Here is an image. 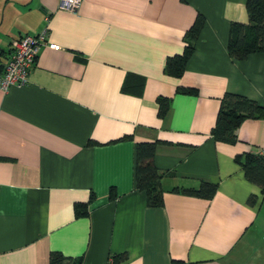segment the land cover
<instances>
[{"label": "crops", "instance_id": "1", "mask_svg": "<svg viewBox=\"0 0 264 264\" xmlns=\"http://www.w3.org/2000/svg\"><path fill=\"white\" fill-rule=\"evenodd\" d=\"M245 2L0 0V75L22 35L46 27L60 44L41 47L27 83L0 87V264H49L52 250L85 264L117 252L118 264H264V189L235 158L264 148V117L244 118L233 142L211 132L225 92L264 105V51L227 50ZM198 14L184 70L169 74ZM144 140H159L161 205L136 187ZM206 181L211 197L183 192Z\"/></svg>", "mask_w": 264, "mask_h": 264}, {"label": "trees", "instance_id": "2", "mask_svg": "<svg viewBox=\"0 0 264 264\" xmlns=\"http://www.w3.org/2000/svg\"><path fill=\"white\" fill-rule=\"evenodd\" d=\"M245 8L247 22L233 21L230 25V35L227 44L228 53L237 59L245 58L254 51H264V0H246ZM204 23V17L198 14L184 34V47L180 53L167 57L164 69L169 74L178 76L184 70L186 60L194 49L195 41ZM125 82L123 88H126ZM190 91L191 88H185ZM159 114L163 116L168 108V100L164 96L157 97ZM246 117H264V105L259 104L242 94L225 92L221 98L216 121L211 129L214 138L233 142L236 139V128ZM159 140L138 141L136 146L135 180L136 187L146 193L147 204L161 205L162 186L161 174L153 162L156 145ZM236 160L244 168L248 179L256 182L264 189V156L254 153L237 155ZM217 188V182H202L198 187L183 188V192L211 197ZM113 195V194H112ZM86 203L75 204L76 214L85 212ZM125 252L112 254L111 264H118L126 259ZM109 263V262H108ZM49 264H85L83 255L64 254L59 250H52Z\"/></svg>", "mask_w": 264, "mask_h": 264}, {"label": "built area", "instance_id": "3", "mask_svg": "<svg viewBox=\"0 0 264 264\" xmlns=\"http://www.w3.org/2000/svg\"><path fill=\"white\" fill-rule=\"evenodd\" d=\"M81 0H60L61 8L75 10ZM47 19L48 16L46 15ZM43 45L58 49L60 44L47 41V28L44 27L34 34H24L12 41L9 56L3 64L0 75V87L6 90L11 85H23L28 81L30 69L36 63L39 51ZM256 154L264 156V148H259ZM110 258L109 263L111 264Z\"/></svg>", "mask_w": 264, "mask_h": 264}]
</instances>
